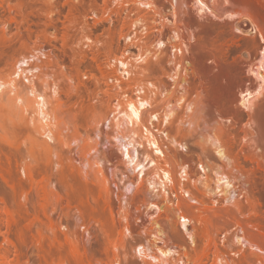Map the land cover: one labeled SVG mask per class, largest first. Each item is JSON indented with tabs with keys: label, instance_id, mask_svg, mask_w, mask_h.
<instances>
[{
	"label": "bare ground",
	"instance_id": "bare-ground-1",
	"mask_svg": "<svg viewBox=\"0 0 264 264\" xmlns=\"http://www.w3.org/2000/svg\"><path fill=\"white\" fill-rule=\"evenodd\" d=\"M125 3L129 6L122 10L129 13V26L122 35L145 50L113 57L117 65L112 70L116 81L112 87L122 91L113 92L105 110L90 120L97 137L112 144L103 152L94 145L101 152L94 156H99L98 161L83 156L82 164H75L70 146L65 159L59 160V152L56 156L52 144H65L61 142L64 122L50 106L57 87L44 79L43 66L28 64L25 52L6 61V74L0 77V103L8 93L13 104L21 106V118L51 171H62L67 159L65 166H71L74 174L85 181L92 176L98 180L100 197L125 246L124 252L107 247L100 264H137L126 260L133 250L143 264H181L183 259L174 257L179 250L170 241L175 240L174 245L188 256L191 243L202 233L211 254L201 264H264V0ZM133 26L137 29L132 31ZM38 70L42 72L27 76ZM144 71L145 88L139 84ZM128 76L129 82L124 81ZM36 77L42 78L40 85ZM5 106L0 105V111H13ZM88 144L84 141V153ZM101 158L108 159L112 170L124 177L126 191L132 190L129 200H123L125 193H115L116 174L99 166ZM22 162L18 168L36 188L33 165ZM41 187V191L37 188L40 194L45 189ZM137 200L147 206L145 212H136ZM250 207L253 213L246 217ZM78 223L85 229L73 232L78 241L100 244L98 228L84 218ZM127 232L147 235L124 241ZM76 248L70 252L76 264L95 261V257L93 262L84 261ZM5 254L0 248V264H13Z\"/></svg>",
	"mask_w": 264,
	"mask_h": 264
},
{
	"label": "rangeland",
	"instance_id": "rangeland-1",
	"mask_svg": "<svg viewBox=\"0 0 264 264\" xmlns=\"http://www.w3.org/2000/svg\"><path fill=\"white\" fill-rule=\"evenodd\" d=\"M124 6H129L124 4V0H0V77L5 76L6 61L11 56H19L21 52V55L24 52L27 56L37 55L31 64L34 62L33 65L43 66L42 69L47 73L44 79L57 87L56 96H50L53 101L50 106L56 108L51 110L58 111L61 124L64 122L62 129L65 127L62 130L64 141L61 138V142L65 144H52L54 153L59 152V156L61 155L58 156L60 161L62 157L65 159L71 150L70 152H73L69 153L70 156L74 154L72 156L77 160H74L75 164L80 166L81 160L85 159L83 156H93L92 161H96L99 157H94L97 152L101 154L112 147L108 139L97 137L90 123L95 115H100L99 112L108 106L107 101L113 98V92L115 94L122 91L112 87L116 85L115 77H112V70H115L117 65L115 56L125 58L133 56V52L142 54L145 50L138 46L134 39H126L122 35L124 29L129 26L126 24V20H129L126 16L129 13L123 12ZM135 28L133 26L131 30H136ZM37 47L42 50L38 52ZM110 56L114 57L113 61ZM110 61L114 63L110 64ZM143 63L145 64V60L141 64ZM146 75V71L141 73L144 77L139 82L144 88L148 82ZM36 78V83L40 85L42 78ZM128 79L129 76L124 81L129 82ZM3 96L5 97H2L0 105L7 107L8 104L9 111L13 110L11 113L0 111V248L8 256V261L14 262L13 264H76L70 252L79 247L81 252H78L82 253L84 261L87 258V261L91 262L95 257V261L90 264H100L99 261L107 247L113 245V250L124 252L125 246L122 245L120 232L116 229V221L102 198L98 180L92 176L89 181H85L79 174H74L71 166H65L68 165L67 159L62 160L65 163L62 162V171H51V168L45 165L46 155L40 150L41 147H35L32 130L27 128L25 120L21 118V106L13 104L12 98H9L10 94ZM84 141L85 144L90 143L89 148H85L88 149L85 153ZM115 141L114 139V144ZM95 144L101 152L95 151ZM116 144L113 147L116 148ZM91 145L93 148L90 149ZM55 154L53 157L57 158ZM101 159L102 163L98 165H104L110 174L117 176H114L117 188L115 193H125L123 200H129L132 190L129 188L128 192L126 191L124 177L116 169L112 170L108 159ZM22 161L28 163V166L33 165L36 188L18 168ZM61 165L60 163L59 167L55 168L60 169ZM38 185L46 189L47 193L43 197L42 192L44 194L45 189L41 194L38 193V189L41 191ZM116 197L119 198L118 195ZM142 204L137 200V213L145 212L147 206ZM252 213L250 207L245 216L249 217ZM83 218L100 230V244L84 239L78 241L73 235L77 229L81 233L85 230L84 226L78 223L83 221ZM146 235H131L127 232L124 241L134 242L135 239L144 238ZM201 236V240L191 243L192 250L187 251L190 253L188 256L184 255V250L174 245L177 244L175 240L170 241L173 249L179 250L174 257H181L184 261L181 264H201L205 262L206 256L211 254L208 239L203 233ZM38 240L41 243H38ZM222 241L224 242L223 239ZM117 245L118 247L114 248ZM251 247L259 251L256 246ZM231 256L238 259V256L232 253ZM126 260L132 263L136 261L137 264L144 263L134 250L131 255L126 256ZM145 260L152 261L146 257Z\"/></svg>",
	"mask_w": 264,
	"mask_h": 264
},
{
	"label": "built area",
	"instance_id": "built-area-1",
	"mask_svg": "<svg viewBox=\"0 0 264 264\" xmlns=\"http://www.w3.org/2000/svg\"><path fill=\"white\" fill-rule=\"evenodd\" d=\"M35 58H36V56H32V55L28 56V60H29V63L28 64H31V62L34 61ZM26 67H27V65H22V68H26ZM32 73L33 74H37V71L27 72V76L31 77ZM25 82L28 83L27 81H25Z\"/></svg>",
	"mask_w": 264,
	"mask_h": 264
},
{
	"label": "snow or ice",
	"instance_id": "snow-or-ice-1",
	"mask_svg": "<svg viewBox=\"0 0 264 264\" xmlns=\"http://www.w3.org/2000/svg\"><path fill=\"white\" fill-rule=\"evenodd\" d=\"M203 7V6H202ZM258 95L260 94L259 92L257 93ZM246 95H250V94H246ZM143 107V105H141Z\"/></svg>",
	"mask_w": 264,
	"mask_h": 264
}]
</instances>
